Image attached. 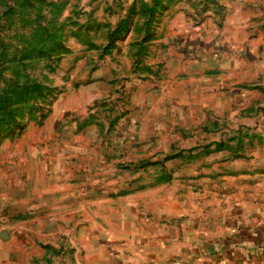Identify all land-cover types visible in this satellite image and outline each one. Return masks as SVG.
<instances>
[{"label": "rangeland", "instance_id": "obj_1", "mask_svg": "<svg viewBox=\"0 0 264 264\" xmlns=\"http://www.w3.org/2000/svg\"><path fill=\"white\" fill-rule=\"evenodd\" d=\"M257 131L264 0H0V232L13 236L0 238L1 264L64 263L32 260L15 218L42 217L67 175L198 185L202 170L254 161L237 148L232 163L213 151L212 163L124 166L207 141L236 147ZM251 148L244 155L263 160Z\"/></svg>", "mask_w": 264, "mask_h": 264}, {"label": "crops", "instance_id": "obj_2", "mask_svg": "<svg viewBox=\"0 0 264 264\" xmlns=\"http://www.w3.org/2000/svg\"><path fill=\"white\" fill-rule=\"evenodd\" d=\"M257 132L236 147L231 141H207L124 166L136 174L137 163H212L215 157L207 159L213 151L225 152L223 164L232 163L237 148L242 160L254 161L239 171L210 175L202 170L198 177L205 183L198 185L168 183L164 173L158 184L148 187H135V177L126 184L106 182L116 173L67 175L48 196L42 217L16 216L21 228L17 239L32 247L30 258L39 262L58 258L63 264H165L180 258L192 264H264V158L244 155L248 146L264 151V132ZM213 176L218 180L206 182ZM0 238L13 236L2 230ZM28 254L16 251L15 260H28Z\"/></svg>", "mask_w": 264, "mask_h": 264}, {"label": "built area", "instance_id": "obj_3", "mask_svg": "<svg viewBox=\"0 0 264 264\" xmlns=\"http://www.w3.org/2000/svg\"><path fill=\"white\" fill-rule=\"evenodd\" d=\"M165 264H191V263L180 258H173L168 260Z\"/></svg>", "mask_w": 264, "mask_h": 264}]
</instances>
